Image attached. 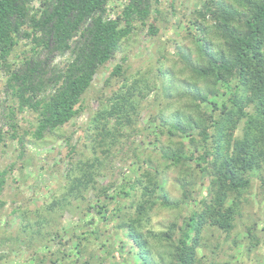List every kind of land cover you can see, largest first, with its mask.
I'll use <instances>...</instances> for the list:
<instances>
[{"label": "trees", "instance_id": "obj_1", "mask_svg": "<svg viewBox=\"0 0 264 264\" xmlns=\"http://www.w3.org/2000/svg\"><path fill=\"white\" fill-rule=\"evenodd\" d=\"M199 1L189 12L171 9L182 14L183 31L162 39L161 0H0V145L23 146L26 132L43 141L89 110L74 131L78 141L65 137L59 191L31 214L20 209L18 231L5 232L16 246L24 235L29 248L37 236L53 244L36 264H232L216 258L238 219L245 252L264 244V225L245 218L256 176L264 197V0ZM142 32L153 58L134 68L123 55L104 79L111 91L89 108L96 74ZM25 111L34 120L23 135ZM115 160L123 166L114 169ZM171 171L179 198L168 189ZM7 172L0 171V192ZM107 172L114 179L102 184ZM125 198L103 240L92 227L95 209ZM76 208L85 221L61 230L63 213ZM164 212L172 219L156 227Z\"/></svg>", "mask_w": 264, "mask_h": 264}, {"label": "rangeland", "instance_id": "obj_2", "mask_svg": "<svg viewBox=\"0 0 264 264\" xmlns=\"http://www.w3.org/2000/svg\"><path fill=\"white\" fill-rule=\"evenodd\" d=\"M161 10L164 14V18H160L161 33L160 37L165 39L166 37H174L183 31V20L182 14H171V9L176 6L179 10L186 8L187 12L191 8L197 7L200 4L199 0H161ZM169 12V13H167ZM148 35L144 32L138 36L133 37L129 43H124L123 52L116 55L111 62L100 69L96 74L92 88L89 90L86 96V104L91 109L98 107V101L95 99L101 92L109 93L110 88L104 87L103 82L105 77L108 75L111 68L121 61L123 55H127L130 59V63L134 68L143 67L153 58L152 49L154 47L153 42H149L147 39ZM155 71V70H154ZM3 78V71L0 69V81ZM114 82H116L114 80ZM1 87V86H0ZM6 94L3 90H0V127L4 121V98ZM3 104V105H2ZM89 117L88 108L78 117H76L71 123L65 125L61 129L57 130L56 133L46 135L45 140L39 141L35 139L31 133L24 130L30 127V123H33L34 114L29 111L23 112L18 117L21 122L20 133L24 135V145L22 146L18 139L10 140L8 146L0 145V171L7 169L6 179L3 187V191L0 192V199L3 200V204L0 202V236L4 237L5 242L2 243L0 248V254H3L2 262L4 264H36V256L53 248L52 243H39L40 236H37L36 241L37 248L34 249L27 247L30 244L28 242L27 235L22 237L20 245L16 246L14 243H7L8 237L6 231H12L16 233L19 226V213L20 209L29 208L30 214L37 206L43 203L46 199L50 198L55 191H59L61 183H63L64 176L67 170V159H62L64 155H61L60 151L66 148V138L71 137L72 142L78 141L80 138L79 134L74 132L78 126L87 123ZM32 119V120H31ZM6 128H8L6 126ZM5 128V129H6ZM19 133V135H20ZM64 154V153H63ZM22 155V156H21ZM14 163L13 169L11 165ZM23 164V168L18 167ZM59 165L60 168L57 166ZM123 166V162L119 160L113 161V168L117 169ZM120 171L117 170V173ZM129 174V173H128ZM175 172L169 173L168 189L173 197L179 198L180 188H178L177 181L175 180ZM264 176V172L262 173ZM114 176L107 172L99 178L102 184L113 180ZM261 179L256 176L254 180L253 191L250 193L251 203L248 208L246 220L252 223L254 220L259 219V227L264 225V197L261 189ZM117 188L111 189L110 193L116 195ZM206 195V185H200V190L197 194L198 198ZM88 197H92V191L89 192ZM5 201V203H4ZM120 203L126 204L127 199L116 202L115 199L110 201L107 200L106 208L102 212H97L98 207L94 213V229L99 228L100 237L106 240V236L110 233L114 224V215L119 207ZM16 209V210H15ZM19 209V210H18ZM78 208L71 212L65 211L61 217L62 224L59 226L61 230L68 227L76 226L85 221L82 216L78 213ZM91 217V214L87 218ZM173 217V212H164L154 218V225L156 227H162L167 225ZM45 226V225H43ZM91 227V228H92ZM46 229V228H45ZM6 232V233H5ZM259 235L261 233L258 232ZM245 231L242 227L241 220L238 219L236 227L232 233V238L229 242L222 246L218 252L217 261L223 262L229 260L232 264H264V244L258 247L255 253H247L244 250L245 242ZM11 236V235H9ZM13 239V237L11 236ZM235 245L231 248L233 240ZM11 246V248H10ZM72 246V245H71ZM118 248V252H122L123 248L119 243H115ZM69 252L72 254L74 260L75 249L70 247ZM116 259L114 262H105L104 264H120ZM134 261V259H133ZM131 261V262H133ZM137 260H135L136 262Z\"/></svg>", "mask_w": 264, "mask_h": 264}]
</instances>
